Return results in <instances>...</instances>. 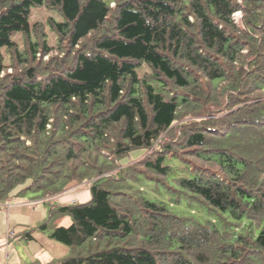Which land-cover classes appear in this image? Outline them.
Segmentation results:
<instances>
[{
    "label": "trees",
    "instance_id": "obj_1",
    "mask_svg": "<svg viewBox=\"0 0 264 264\" xmlns=\"http://www.w3.org/2000/svg\"><path fill=\"white\" fill-rule=\"evenodd\" d=\"M25 197L46 264H264V0H0V205Z\"/></svg>",
    "mask_w": 264,
    "mask_h": 264
},
{
    "label": "crops",
    "instance_id": "obj_2",
    "mask_svg": "<svg viewBox=\"0 0 264 264\" xmlns=\"http://www.w3.org/2000/svg\"><path fill=\"white\" fill-rule=\"evenodd\" d=\"M81 199H84V202H80ZM81 199L79 195H73L71 194V191H66L65 193H63V195L50 199L49 202L55 203L58 206L81 204L86 203V201L90 199V195H83L81 196ZM16 202V204L10 207V212L8 211L9 219L11 216L15 224L13 232H11V234L13 235L9 237L10 224L7 223L6 239L0 242V248H5L4 253L3 250L0 249V264H37L38 261H36L35 258H38L45 249L38 243L37 239H35L34 232L38 231L37 226L43 222L47 212H44V210L40 211V205H34V207L29 208V206L26 204L27 202ZM26 207L28 210H24ZM36 212L37 215H34V213ZM4 216L5 214L0 212V235L3 234L5 228ZM24 232H31L32 239H26V237L23 236ZM18 235H20L21 238L25 241L26 246L24 247V249H20V251H16L15 249L12 251L11 245H9V241L11 239H14ZM41 256H43V254ZM46 258H48V260L42 264H46L51 262L52 260L59 259L52 257L49 252L46 254Z\"/></svg>",
    "mask_w": 264,
    "mask_h": 264
},
{
    "label": "rangeland",
    "instance_id": "obj_3",
    "mask_svg": "<svg viewBox=\"0 0 264 264\" xmlns=\"http://www.w3.org/2000/svg\"><path fill=\"white\" fill-rule=\"evenodd\" d=\"M51 15L50 12L46 11L45 9H37V8H32V13H31V20L33 21H40V22H44L46 20V18ZM16 38V37H15ZM50 40L53 42V40L51 38H53V36L50 34ZM17 41H19V38L17 37L16 38ZM51 42V43H52ZM144 155V152H134L130 155L129 159L131 161H135V160H138L139 158H141L142 156ZM128 163V160H124L122 162L123 165L127 164ZM90 183L88 182H85L83 184H80V185H77L76 183H72L69 185V187H67L66 191H71V194H75V195H79L80 196V199H81V196L83 195H90ZM142 190H147L149 191L150 193L153 192V190L150 188H145V186H142L141 187ZM65 191V192H66ZM63 195V194H62ZM61 196V195H59ZM58 197V196H57ZM165 196L162 194V197L163 200L165 201H168L170 200L168 197L164 198ZM90 200V199H89ZM88 200V201H89ZM16 201H19V203L22 201L24 203H26L29 208L31 207H34L35 206H38L40 205V211L41 210H44V212H47L44 220H43V223L46 222L48 223V226L51 227L53 226V222H54V219L50 220L49 218V205H44V203L42 202H39V201H30V197H25L24 199H21V200H16V199H12L9 203H7L6 205H0V212H2L3 214H5L4 218H5V228H4V232L2 235H0V242L4 239H6V230H7V223L10 224V229H9V232H13V228H14V222H13V218L10 216V219H9V216H8V211L10 209V207L14 204H16L17 202ZM86 201V202H88ZM80 202H84V199H81ZM37 204V205H36ZM182 206V205H181ZM179 207V205H178ZM196 209V208H195ZM24 210H28L27 207L24 209ZM10 212V211H9ZM35 212V211H34ZM186 212L188 213L189 216H191L192 218H195V217H198L199 219H206L207 218V214H205L203 211H195L193 208H189L186 210ZM33 214V213H32ZM34 215H37V212L34 213ZM71 224V219L66 217V219H64L60 225H62V227H67ZM1 229V228H0ZM34 237L35 239H37L38 243L44 247V252L42 253L43 256H41L42 254H40V256L38 258H35L37 262V264H42V263H45L48 258H46V254L49 252L50 255H52V257L54 258H61V257H64V255H67L68 254V248L56 241H54L53 239H51L49 237V234L47 232H42L40 230L34 232ZM3 244V242H2ZM9 245H11V249L12 251L15 249L16 251H20V249H24V247L26 246V243L25 241L21 238L20 235L16 236L14 239H11L9 241ZM1 250H3V253L5 251V248L4 247H1L0 248ZM62 250H65V251H62ZM61 252V254H60ZM49 255V254H48ZM47 255V256H48ZM59 255V256H58ZM4 257V256H3ZM3 264V263H2Z\"/></svg>",
    "mask_w": 264,
    "mask_h": 264
},
{
    "label": "built area",
    "instance_id": "obj_4",
    "mask_svg": "<svg viewBox=\"0 0 264 264\" xmlns=\"http://www.w3.org/2000/svg\"><path fill=\"white\" fill-rule=\"evenodd\" d=\"M13 234L9 233V237H11Z\"/></svg>",
    "mask_w": 264,
    "mask_h": 264
}]
</instances>
